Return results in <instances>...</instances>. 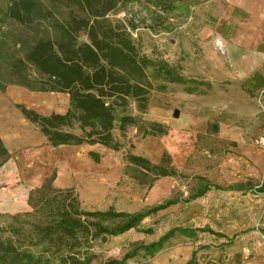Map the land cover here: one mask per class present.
<instances>
[{
	"label": "rangeland",
	"instance_id": "1",
	"mask_svg": "<svg viewBox=\"0 0 264 264\" xmlns=\"http://www.w3.org/2000/svg\"><path fill=\"white\" fill-rule=\"evenodd\" d=\"M17 1L0 0V238L59 263L55 242L40 240L46 211L28 202L30 190L50 180L58 190L72 187L85 209L133 212L180 198L146 214L137 228L83 238L82 249L94 251L97 264L175 226L205 229L177 232L154 255L140 250L128 262L264 264V191L256 190L264 182V145L256 140L264 134V86L252 87L240 55L248 50L234 56L223 40L233 42V14L243 13L229 18L218 2L222 11L206 16L205 0H34V9ZM17 10L28 18L20 20ZM73 16L95 19L110 40L130 36L137 60L82 58L75 49L88 41L85 29L73 34L63 26ZM24 107L67 112L64 127L84 136L111 130L120 147L54 146ZM164 151L177 174L155 177L128 159L136 153L159 162ZM207 181L224 188L185 200ZM148 226L152 231L141 230Z\"/></svg>",
	"mask_w": 264,
	"mask_h": 264
},
{
	"label": "trees",
	"instance_id": "2",
	"mask_svg": "<svg viewBox=\"0 0 264 264\" xmlns=\"http://www.w3.org/2000/svg\"><path fill=\"white\" fill-rule=\"evenodd\" d=\"M83 1L80 0V3ZM17 7L22 9L36 8L34 0H18ZM18 11V10H17ZM21 12V11H20ZM16 12V16L20 20L28 18L27 14ZM70 32L77 34L80 30L85 29L89 39L84 44L78 46L75 51L84 59L104 58L109 64L122 65L128 62H134L138 57V49L130 36L124 35L121 40L113 41L102 35L100 25L95 19L90 17L73 16L71 21L64 24ZM165 70L172 74L176 79L181 78L180 74L174 67H166ZM26 115L42 125L46 131L47 138L50 143L57 146L62 143L82 144L101 142L113 148H119L120 142L115 139L111 130H106L98 135L84 136L64 126L71 122L70 115L67 112H52L50 114L41 113L34 108L24 107ZM133 118L125 115L124 118ZM165 131V129H159ZM90 154L99 161L100 153L96 150H90ZM128 159L135 164L140 165L144 170L153 171L155 177L168 174H177L178 170L172 163L171 154L164 151L159 162H153L149 157L129 153ZM206 179L205 176L200 175ZM224 188L219 183H211L207 181L203 185H199L193 192L185 198H197L204 195L212 187ZM52 189L50 180L42 183L38 190H30L28 202L36 210L46 211V216L41 224H38V232L41 241H53L56 244L54 251H58L59 263L57 264H97L94 260L96 253L90 251L87 247L82 249L83 238L94 237L103 232L111 234H120L133 227H139L140 222L146 214L153 213L177 203L179 197H169L160 201L144 210L128 211L123 209L107 208V209H85L78 205L76 196L71 192L72 187L66 189H56V193ZM256 190L264 191V182L258 186ZM112 219L114 222L109 223L107 220ZM152 227H143L141 230L150 232ZM204 227L193 226H175L164 232L159 238L143 242L132 249L128 250L121 257L107 258L103 264H154L142 261L138 263L128 262V258L137 254L140 250L145 255H154L160 250L165 241L175 233H186L192 235L196 230H203ZM0 264H56L52 263L50 258H44L36 255L34 252L19 247L9 238H0ZM183 264H198L195 260L190 259Z\"/></svg>",
	"mask_w": 264,
	"mask_h": 264
},
{
	"label": "crops",
	"instance_id": "3",
	"mask_svg": "<svg viewBox=\"0 0 264 264\" xmlns=\"http://www.w3.org/2000/svg\"><path fill=\"white\" fill-rule=\"evenodd\" d=\"M222 5V10L231 17L234 10H239L243 13V17L236 19L237 16L233 14L235 23H238L236 36L233 42H227L223 38L225 43V49L230 48L232 55L240 54L242 49H246L245 55L247 66L249 65L247 72H251L250 79L253 88H261L264 86V0H205L202 4L204 15L207 11L213 13H219L222 10H218L217 3ZM224 4V6H223ZM207 16V15H206ZM205 17V16H204ZM243 19V20H242ZM215 27V26H214ZM207 32H212V36H216L215 28L211 26L207 28ZM230 46V47H229ZM228 47V48H227ZM234 53V54H233ZM251 56V57H249ZM239 57V56H238ZM238 62H245L238 58Z\"/></svg>",
	"mask_w": 264,
	"mask_h": 264
},
{
	"label": "built area",
	"instance_id": "4",
	"mask_svg": "<svg viewBox=\"0 0 264 264\" xmlns=\"http://www.w3.org/2000/svg\"><path fill=\"white\" fill-rule=\"evenodd\" d=\"M257 142L264 145V134H260L256 138Z\"/></svg>",
	"mask_w": 264,
	"mask_h": 264
},
{
	"label": "water",
	"instance_id": "5",
	"mask_svg": "<svg viewBox=\"0 0 264 264\" xmlns=\"http://www.w3.org/2000/svg\"><path fill=\"white\" fill-rule=\"evenodd\" d=\"M179 113H180V110L179 109H176L175 111H174V114L177 116V115H179ZM218 123H214L213 124V129L214 130H217L218 129Z\"/></svg>",
	"mask_w": 264,
	"mask_h": 264
}]
</instances>
